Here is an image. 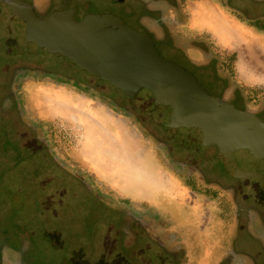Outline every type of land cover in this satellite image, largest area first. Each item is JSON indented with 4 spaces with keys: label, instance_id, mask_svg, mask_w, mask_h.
I'll return each mask as SVG.
<instances>
[{
    "label": "rangeland",
    "instance_id": "rangeland-1",
    "mask_svg": "<svg viewBox=\"0 0 264 264\" xmlns=\"http://www.w3.org/2000/svg\"><path fill=\"white\" fill-rule=\"evenodd\" d=\"M111 1L58 0L57 9L77 6L81 20L87 14L117 13ZM185 2L188 5L191 0ZM224 2L219 3L220 11L228 19L219 20L218 35L196 38L204 56L196 53L186 56L175 47L158 46L165 58L203 75V81L216 93L259 110L264 107V86H247L240 79L242 61L238 63V57L242 54L243 62H247L249 47L228 44L237 33L246 35L252 46L264 44V0ZM35 5L40 17L49 13L40 0ZM188 28L185 26V32ZM173 29L183 34L176 25ZM44 58L57 61L51 55ZM41 65L50 66L43 61ZM14 73L11 61L0 55V245L11 242L12 234L23 233L21 239L30 241V254H18L20 258H16L7 253V258L0 249L4 264H163L161 257L158 256L159 262L147 254L153 248L148 243L141 244L146 253L135 251L133 235L121 220L124 219L119 214L121 209L129 212L141 209L142 216L148 219L153 215L150 206H155L160 220L164 216L178 224L190 221L196 226L198 223L205 226L214 218L216 202L200 191L197 182L186 181L179 174L162 147L142 127H136L125 117L123 122L115 121L119 116L103 112V100L79 91L73 93L71 87L50 80L27 77L15 86L23 87L18 95L24 124L18 122L13 101L4 89L12 84ZM26 81L29 82L23 85ZM103 84L108 86L103 87L106 92L117 96L118 91L112 85ZM139 98L135 106L150 113L153 121L164 127L169 118L167 112L153 110L147 91ZM164 128L178 141L185 139L182 134ZM245 158L246 153L241 162ZM162 190L169 193L161 196L164 201L158 204L144 201L153 192ZM91 204L94 205L89 208ZM103 204L113 207L105 209L107 216L95 212L104 208ZM257 230L262 233L261 228ZM176 232L181 234L179 230ZM8 233H12L10 237ZM161 234L159 228L157 235ZM205 235H198L197 242L182 243L187 244L186 264H196V257L205 246L212 251L214 241H205ZM35 241L37 248L32 245ZM175 245L177 249L182 246ZM179 253L170 252L167 260L177 264L183 259L182 251Z\"/></svg>",
    "mask_w": 264,
    "mask_h": 264
},
{
    "label": "flooded vegetation",
    "instance_id": "flooded-vegetation-1",
    "mask_svg": "<svg viewBox=\"0 0 264 264\" xmlns=\"http://www.w3.org/2000/svg\"><path fill=\"white\" fill-rule=\"evenodd\" d=\"M28 1L33 3L39 15L35 5L36 0ZM40 1L46 5V12H49L42 17H47L54 11L60 10L57 9L58 0ZM200 1L191 0L187 5L185 0H112V6L117 10V13L106 14H113L121 18L127 25L133 24L150 33L158 45L175 47L184 52L186 56H190V53L204 56L205 52L197 46L198 39L196 38L201 36L190 23ZM209 1L219 9L221 1L226 3L224 0ZM229 7L233 9V7ZM225 8L226 6H224ZM65 9H78L77 19L80 20L77 6ZM174 25L178 29H182L183 34L180 31H175ZM185 26L187 28L190 26L189 31L185 32ZM23 31L22 22L12 14L8 6L0 3V55L11 61L15 71L12 84L5 86L4 89L8 90V96L13 101V110L18 114L20 123L24 124V117L18 91L23 87L15 86L21 79L27 77L46 79L52 83L71 87L74 92L79 91L89 97L91 95L103 100L105 103L103 107L113 115L130 119L136 127H142L150 138L162 147L160 149L163 150L168 162L179 169V174L186 181L195 184L197 182L200 191L216 202L215 216L205 226L200 223L196 226L190 221L178 224L177 221L172 222L169 217L164 216H162L163 220H160L157 217L158 209L155 206H150V212L153 215H149L148 219L142 216L141 209L130 212L121 209L119 214L124 217L121 220L124 222L123 225H126L128 232L132 233V244L138 254L145 252L141 244L148 243L153 247L150 253L147 251L151 259H158L159 256L162 258L163 264H171L166 255H169L170 252H177V255H180L179 252L182 251L183 259L177 264H186L187 244H183V246L182 243L197 242L199 241L198 235L206 234L205 241H214V244L211 245L212 251H207L209 249L207 246L203 249L201 247L202 253L199 254V258L196 257V264H264V161L249 159L244 163L236 158L234 162H230L216 147L205 148L188 139L178 141L164 128L165 124L164 127L157 125L150 113L138 109L135 106V101L126 98L120 90L116 89L117 96L110 94L108 90L106 92L103 87L108 88V86L103 84V81H99L95 76L64 58L52 56L57 60L56 62L46 60L44 56L48 54L42 52L35 45H29L25 41ZM20 40L22 43H18ZM38 51L42 56H38ZM42 61L50 66H42ZM195 75L213 95L241 110L256 114L264 122L263 106L256 110L243 103L241 105L239 102H232L223 97L220 92L218 94L213 91L210 85L203 81V75L197 73ZM27 82L29 81L23 85ZM214 83L216 85L217 82L214 80ZM97 103L99 104L98 101ZM238 169L257 172L259 177H253L251 180L244 179L237 174ZM193 183L191 184L193 185ZM93 205H89V208ZM109 206L103 204L104 208L96 209L95 212L107 216L105 209L113 208ZM109 213L112 214V212ZM215 226L218 227L217 230ZM159 228H162L160 236L157 235ZM258 228L262 229L261 234L258 233ZM177 230L180 231V235L176 232ZM176 243H180L182 246L177 249ZM213 253L216 254L215 258L211 259Z\"/></svg>",
    "mask_w": 264,
    "mask_h": 264
},
{
    "label": "water",
    "instance_id": "water-1",
    "mask_svg": "<svg viewBox=\"0 0 264 264\" xmlns=\"http://www.w3.org/2000/svg\"><path fill=\"white\" fill-rule=\"evenodd\" d=\"M24 26L25 41L64 58L137 101L147 91L153 110L168 114L165 127L205 148L216 147L230 162L264 161V122L216 96L187 67L165 58L153 36L113 14L78 9L40 17L28 0H0ZM149 100H147L148 102ZM150 102V101H149ZM237 174L251 180L257 172Z\"/></svg>",
    "mask_w": 264,
    "mask_h": 264
},
{
    "label": "crops",
    "instance_id": "crops-1",
    "mask_svg": "<svg viewBox=\"0 0 264 264\" xmlns=\"http://www.w3.org/2000/svg\"><path fill=\"white\" fill-rule=\"evenodd\" d=\"M220 19L226 20L228 19V17L223 13H221L220 9L217 6H215L213 2L209 0H201L198 7L196 8V13L194 15V23L192 25L193 28L198 30L200 36L208 35V36H213L215 38L216 34L220 30L218 27V23ZM245 36L246 35H244L243 33H237L234 36L233 41L228 44L229 46L231 44L237 46H241L242 44H244L249 47L250 51H248L247 53L250 58L249 60L247 59V62H243V60L245 59L242 54H240V56L238 57V63L239 61L240 62L242 61L241 63L242 67L240 68L241 69L240 79L247 86L250 85L264 86V44L261 45L253 44L252 46L251 41H249V39H247ZM72 92L75 93L74 91ZM102 108H103L102 109L103 112L111 116L112 113H110L105 107ZM115 121L123 122L124 119L122 117H119ZM91 127H97V126L92 125ZM124 127H129V126H124ZM166 194L168 195L169 193L168 192L165 193L163 190L159 192H153L144 201L147 203L152 202V204L155 203L158 204L161 201H164L161 199V196H166ZM19 229H24V228L23 226H19ZM8 234L10 237L12 233H8ZM22 235L23 233H18V232L12 234L13 239L12 238L9 239V241L11 242H9L8 244H5L4 242L1 245L2 246L1 252L3 251V254L5 253L7 258H9V256H7V253L8 254L13 253V256L14 257L16 256V258L19 257L18 254L20 256H26L27 254H30V252H28V243H30V241L25 240L24 242V240L21 239ZM36 244H37L36 241L32 242V245H34L37 248Z\"/></svg>",
    "mask_w": 264,
    "mask_h": 264
},
{
    "label": "trees",
    "instance_id": "trees-1",
    "mask_svg": "<svg viewBox=\"0 0 264 264\" xmlns=\"http://www.w3.org/2000/svg\"><path fill=\"white\" fill-rule=\"evenodd\" d=\"M0 249H2V246L1 245H0ZM0 264H4L1 257H0Z\"/></svg>",
    "mask_w": 264,
    "mask_h": 264
},
{
    "label": "bare ground",
    "instance_id": "bare-ground-1",
    "mask_svg": "<svg viewBox=\"0 0 264 264\" xmlns=\"http://www.w3.org/2000/svg\"><path fill=\"white\" fill-rule=\"evenodd\" d=\"M148 169V168H147Z\"/></svg>",
    "mask_w": 264,
    "mask_h": 264
}]
</instances>
